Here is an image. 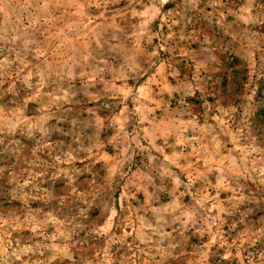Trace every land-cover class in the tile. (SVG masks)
<instances>
[{"label": "rangeland", "instance_id": "374dc122", "mask_svg": "<svg viewBox=\"0 0 264 264\" xmlns=\"http://www.w3.org/2000/svg\"><path fill=\"white\" fill-rule=\"evenodd\" d=\"M264 0H0V264H264Z\"/></svg>", "mask_w": 264, "mask_h": 264}, {"label": "trees", "instance_id": "16d2710c", "mask_svg": "<svg viewBox=\"0 0 264 264\" xmlns=\"http://www.w3.org/2000/svg\"><path fill=\"white\" fill-rule=\"evenodd\" d=\"M264 82V79L262 80V83ZM262 105L259 107V109L257 110L260 114L259 118L263 121L264 120V98L262 101Z\"/></svg>", "mask_w": 264, "mask_h": 264}]
</instances>
